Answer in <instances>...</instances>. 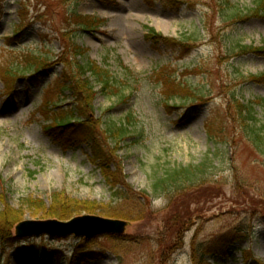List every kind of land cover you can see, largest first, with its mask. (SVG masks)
<instances>
[{"label": "rangeland", "instance_id": "rangeland-1", "mask_svg": "<svg viewBox=\"0 0 264 264\" xmlns=\"http://www.w3.org/2000/svg\"><path fill=\"white\" fill-rule=\"evenodd\" d=\"M257 2L0 0V199L16 210L41 200L47 209L60 194L119 215L70 220L123 223L119 233L90 238L21 235L22 222L55 220L23 207L21 222L0 229V264H194L203 253L207 264H264V146L247 138L233 105L252 108L256 127L264 124V54L240 48L264 47ZM237 11L245 17L234 19ZM75 14L96 21L80 29ZM149 29L179 44L151 43ZM74 44L84 63L124 85L127 69L134 80L123 103L95 95L92 133L71 121L53 139L42 129L47 119L76 104L59 86L60 61L74 56ZM25 57L43 60L26 71ZM10 69L23 71L5 76ZM45 102L57 105L50 115L42 114ZM129 114L128 135L112 144L105 122ZM91 138L109 154L116 188L130 190L122 203L112 201L114 183L105 181L107 162L94 158ZM181 168L191 171L184 190L155 194V183Z\"/></svg>", "mask_w": 264, "mask_h": 264}, {"label": "trees", "instance_id": "trees-1", "mask_svg": "<svg viewBox=\"0 0 264 264\" xmlns=\"http://www.w3.org/2000/svg\"><path fill=\"white\" fill-rule=\"evenodd\" d=\"M163 2L169 3L170 0H161ZM260 8L256 13H264V0H258L256 4V9ZM256 11V10H255ZM234 14V19L244 18L245 15L243 12H239ZM74 18L76 20L84 21L79 25L80 29L90 28L95 23V18L93 17H82L75 14ZM147 40L151 43L159 44L162 43L164 45L169 44H179V41H176L172 38L163 37L160 34H157L153 29L148 30ZM71 51L73 52L74 56L72 58H64L60 61L63 70L62 75L60 77V93H64L65 91L71 92L75 99V106L67 109L66 111H57L54 113L53 117H49L47 119V123L49 122L48 126H43V130L49 137L55 138V133L62 132L65 133V129L72 128L71 121H75L76 124H81L82 126H86V129L93 132L89 129L90 126H98L97 124L93 123L92 120L89 119V112H93L95 110L93 100L96 94H102L107 99L116 98L118 102L123 103L124 91L127 88H130L131 84L134 80V75L127 72L125 69L127 78H125L124 82L125 85L119 82L110 72L105 69L100 68L93 62H83L82 61V51L78 46L75 44L71 47ZM242 52H251L256 54H264V47L263 48H251L247 46H241ZM79 60H78V59ZM42 58L39 57H25V67L26 71H30L35 69L37 65L40 64ZM23 69H18L16 71H10L5 73V76L11 75V72H22ZM2 76V74H1ZM4 76V75H3ZM130 76V77H129ZM250 81H258L260 78L253 76L248 78ZM129 84V85H128ZM99 86V91L95 90V87ZM180 87V85H177ZM99 92V93H97ZM97 96V95H96ZM171 98H167L166 102H169ZM173 100V99H172ZM233 104V103H232ZM235 111L239 116V119L242 121L244 125V132L247 135V138L257 147L260 148L264 146V124L256 127V121L254 119V112L252 108H247L246 106L241 105L238 101H234ZM43 112L42 114H51L57 108V105L45 102V104L41 107ZM50 108V109H49ZM45 109H49V111L44 112ZM130 120V122H129ZM131 115L129 114L126 120L119 122L118 125L112 124L109 121L105 122V130L106 132L110 133L112 137V144L129 133V129L132 125ZM54 130V131H53ZM68 131V130H67ZM210 131L207 127V132ZM54 133V134H53ZM107 134V133H106ZM55 135V136H54ZM91 135V134H90ZM93 137V136H90ZM93 154L94 158L98 160L100 163L104 164L105 166L101 167V172H104V179L105 181L113 182L114 184L110 185L112 190V201L116 204L122 203L126 199L127 190H121L116 188L118 182L116 180V173L109 174V167L108 162H110L109 154L105 152L102 147L97 143V141L93 138ZM114 139V140H113ZM190 170L188 168H181L172 171L168 176L162 180H159L154 185V192L155 194L161 192H169V191H181L184 190L182 187L185 183L190 182V179L187 178V175L190 174ZM109 175L108 176L106 175ZM112 175V176H111ZM114 177V180H110ZM193 183V182H191ZM189 184V183H188ZM161 191V192H159ZM2 203V210L0 211V229H3L6 225L18 224L21 222L22 217V208L25 207L26 209H35L39 210L42 213L47 214L51 218L55 219L59 222H68L72 216L80 213H89L90 215L95 214L96 212L104 213L108 215L110 218L116 219L119 218L117 213H114L110 208L103 206V204H99L97 202H88V201H79V200H72L68 198H64L60 194H54L51 197V205L49 208L45 209L44 204L41 200H33V199H26L23 200L21 208L16 210L13 209L7 199L1 200ZM123 216V215H121ZM121 218V217H120ZM207 254L203 253L197 256L196 261L194 264H207L206 260Z\"/></svg>", "mask_w": 264, "mask_h": 264}, {"label": "water", "instance_id": "water-1", "mask_svg": "<svg viewBox=\"0 0 264 264\" xmlns=\"http://www.w3.org/2000/svg\"><path fill=\"white\" fill-rule=\"evenodd\" d=\"M122 222L115 220L100 219L93 216L75 218L69 222L50 221L47 223H21L17 230L22 234H40L67 236L75 235L77 237H94L105 234L119 233L122 230Z\"/></svg>", "mask_w": 264, "mask_h": 264}, {"label": "bare ground", "instance_id": "bare-ground-1", "mask_svg": "<svg viewBox=\"0 0 264 264\" xmlns=\"http://www.w3.org/2000/svg\"><path fill=\"white\" fill-rule=\"evenodd\" d=\"M129 6L132 7V5H129ZM126 24H128L127 21L126 22L124 21V25H123L124 31H127V29H129V24L128 26Z\"/></svg>", "mask_w": 264, "mask_h": 264}]
</instances>
